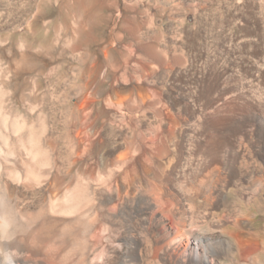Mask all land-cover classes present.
I'll return each instance as SVG.
<instances>
[{
	"label": "rangeland",
	"instance_id": "374dc122",
	"mask_svg": "<svg viewBox=\"0 0 264 264\" xmlns=\"http://www.w3.org/2000/svg\"><path fill=\"white\" fill-rule=\"evenodd\" d=\"M0 64L1 126L9 115L67 157L65 127L80 109V126H101L99 139L127 160L125 180L154 153L162 161L158 188L148 184L158 216L133 222L155 253L137 234L132 264H185L182 227L229 240L222 230L242 216L237 198L259 186L264 204V0H0ZM217 164L216 194L198 204ZM116 186L112 220L101 216L95 233L100 264L107 226L110 264H120L124 236H136Z\"/></svg>",
	"mask_w": 264,
	"mask_h": 264
},
{
	"label": "bare ground",
	"instance_id": "6f19581e",
	"mask_svg": "<svg viewBox=\"0 0 264 264\" xmlns=\"http://www.w3.org/2000/svg\"><path fill=\"white\" fill-rule=\"evenodd\" d=\"M5 69L0 64L1 74L6 72ZM0 93H6L2 86ZM0 112H4L1 104ZM80 119V109H76L64 132L68 158H56L52 154V143L46 140V145H42L31 133L33 127L20 123L16 126L17 120L5 114V126L0 125V148L14 146V149L10 150L12 154H0V264H100L95 259L99 249L95 233L102 221L101 216L112 220L108 204L113 202L114 185L129 198L130 204L124 207L123 213L136 234L124 236L126 250L119 263L132 264L130 252L138 246L137 234L144 236L145 254L155 253V238L149 239L133 222L150 211L158 216L157 205L148 194V184L153 190L158 188L156 182L159 181L162 161L154 153L149 165L137 167L135 174L130 179L126 176L125 180L127 160L114 157L110 143L99 139L101 126H80ZM22 131H25L24 136L19 134ZM97 152L95 164H90L89 160ZM9 155L17 156L12 158ZM93 166L95 171L92 172L90 168ZM219 169L220 166L215 165L213 173L202 182L204 197L194 199L197 203L214 198ZM259 190L257 186L237 198L242 216L222 230L229 233V240L217 241L215 239L219 236L202 234L196 227L182 225L183 244H186L185 248H178L182 261L185 264H264V224L257 227L252 219L261 216L264 222V204L256 198ZM152 218L155 225L157 220ZM106 232L103 264H110L113 238L110 226L106 227ZM218 257L226 262L219 263Z\"/></svg>",
	"mask_w": 264,
	"mask_h": 264
}]
</instances>
